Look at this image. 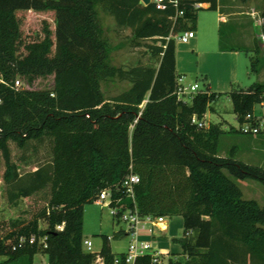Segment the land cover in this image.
I'll use <instances>...</instances> for the list:
<instances>
[{"label": "trees", "instance_id": "1", "mask_svg": "<svg viewBox=\"0 0 264 264\" xmlns=\"http://www.w3.org/2000/svg\"><path fill=\"white\" fill-rule=\"evenodd\" d=\"M194 4L217 11L218 0H178L177 7L167 4L162 11L141 0H0L2 180L11 203L37 194L44 200L32 219L13 223L12 231L0 237L2 264H22L23 259L32 264L36 255L45 256L46 264H93L94 255L83 248L84 206L129 173L139 177L134 193L141 217L179 216L183 233L194 232L173 240L186 256L183 264H264V207L244 200L238 186L247 180L264 186V171L236 160L235 147L229 156H219L221 138L239 131L217 124L199 129L191 123L193 116L203 121L215 93L199 92L190 105L175 95V38L195 31L203 9ZM100 11L134 39L151 41L146 48L158 59L157 67L112 66ZM177 11L182 16L176 17ZM20 12L52 13L54 27H43L40 39L24 42ZM260 16L264 42V8ZM219 37L222 43L226 39L222 29ZM238 50L252 53L256 74L261 64L256 41ZM49 77V89H30ZM15 79L27 87L15 88ZM109 80L130 87L105 99L100 85ZM227 97L241 123L264 103V83L232 89ZM10 144L21 152L17 162ZM44 145L48 162L21 175L20 166L33 162ZM124 204L130 207L131 201ZM30 236L46 237L47 247L37 242L18 246L20 238ZM114 256L108 237L102 236L104 264H112ZM135 264H150V259Z\"/></svg>", "mask_w": 264, "mask_h": 264}, {"label": "rangeland", "instance_id": "2", "mask_svg": "<svg viewBox=\"0 0 264 264\" xmlns=\"http://www.w3.org/2000/svg\"><path fill=\"white\" fill-rule=\"evenodd\" d=\"M261 15V14H259ZM20 21L22 39L24 42L38 40L42 36L43 27L53 29L54 16L52 13L34 14L31 12L18 13ZM211 17H214L211 10H199L197 13L196 33L190 31V40L184 44L176 40V79L183 78L185 85H195L199 91H206L208 83L213 82V91L217 98L210 104L203 122L206 127L210 124L220 125L225 130H239V123L233 113L232 103L227 97L232 89H247L255 83H264V62L260 55L261 64L256 74L251 71V52L240 51L238 56H230L226 49L223 52L218 50L216 35L209 36V26ZM260 18V17H259ZM99 24L103 30V36L109 44V62L117 68H131L135 66L157 67L158 59L149 54L146 45H150L149 40L134 39L129 29L117 28L114 20L109 15L99 12ZM257 40L262 46L261 40V21L256 17ZM197 35L198 45L193 48L191 42ZM257 44V43H256ZM258 46V44H257ZM259 47V46H258ZM23 88L27 85L20 81ZM52 85V77L39 79L33 83L30 89H49ZM130 87L128 82L118 80H109L100 85L101 92L105 99H111L126 91ZM188 105L191 99L186 96L183 98ZM257 115L264 113V108L260 105L254 107ZM235 147V158L247 165L259 167L264 171V136L248 137L241 134L228 133L223 136L219 143L218 154L221 157L229 156L231 149ZM11 158L17 162L21 152L10 144ZM39 163H34V161ZM49 160L48 147H40L34 161L28 165L22 164L19 173L25 175L36 169L37 164L42 165ZM5 162L0 154V237L12 231V224L16 222H28L32 219L43 206L44 200L42 194L34 195L20 201L11 203L8 201V187L2 180L5 170ZM230 177V176H229ZM239 188L244 200H254L258 205L264 207V186L259 182L247 180L239 182ZM169 231L167 234L168 242L165 247L152 239L141 236V240L152 241L154 246L160 250H166V246L176 245L171 238L181 239L183 236L182 218L179 216L167 218ZM41 228L45 227L44 222L39 223ZM122 223H117L109 214L108 208L99 206L95 201L86 204L83 211V238L92 241L94 248H101L102 236L109 238V245L112 253L125 252L131 238L126 235L115 237V233L125 230ZM115 237V238H114ZM163 243V242H161ZM179 246V245H178ZM177 249V248H176ZM170 253L166 250V253ZM172 264H183L185 258L177 257L172 254ZM5 258L0 257V264ZM171 263V262H170ZM22 264H27L23 259ZM32 264H46V257L42 255L34 256Z\"/></svg>", "mask_w": 264, "mask_h": 264}, {"label": "built area", "instance_id": "3", "mask_svg": "<svg viewBox=\"0 0 264 264\" xmlns=\"http://www.w3.org/2000/svg\"><path fill=\"white\" fill-rule=\"evenodd\" d=\"M150 4H153L157 10H165L167 4L174 5L177 7L178 0H149ZM195 1V0H190ZM142 5H144L141 2ZM201 4H194L195 9L201 8ZM182 16L181 11L176 12V17ZM190 31H186L178 36L176 40L181 41L186 44L190 40ZM261 39L263 37L261 35ZM0 83L5 84L0 78ZM21 86L20 80L15 79L14 87L19 88ZM199 87L195 85H185L183 78L176 79L175 82V95L178 100L184 102V97L188 96L191 100L193 97L198 94ZM264 108V103L260 105ZM192 124L197 125L199 129L205 128L203 121H198L195 116L192 117ZM239 133L243 136L248 137H257L264 136V114L257 115L255 113L248 114L244 117L243 121L239 123ZM139 183V177L133 173H129L118 185L115 187H110L102 190L95 202L103 207L109 209V214L114 221L117 223H122L126 228L122 232L123 235L129 236L131 238L125 252H120L115 254L112 264H135V262L140 258H149L150 264H171L173 260L172 253H166V250H160L157 246L153 245V242L141 240L140 233L147 231L148 233L153 234L155 229H159L162 232L167 231V218L158 217L153 218L150 216L141 217L137 211L135 205V193L134 187ZM120 193L119 197L114 198V194ZM124 200H130L131 206L124 204ZM63 226H57L56 231H62ZM194 235L193 231H187L183 233L182 237L188 238ZM109 239V238H108ZM38 243L43 249L47 247L46 237L36 239L35 236H30V238H20L18 241V246H22L25 243L30 245ZM84 250L94 255L95 260L93 264H104V260L100 257V249L96 250L92 241L83 240ZM16 246L12 248L15 250ZM181 257L186 259V256Z\"/></svg>", "mask_w": 264, "mask_h": 264}, {"label": "crops", "instance_id": "4", "mask_svg": "<svg viewBox=\"0 0 264 264\" xmlns=\"http://www.w3.org/2000/svg\"><path fill=\"white\" fill-rule=\"evenodd\" d=\"M201 8L209 10L208 5H202ZM263 8H264V0H218L217 11H213L214 17H211V24L209 26V31H208L209 36L216 35L218 50L220 52H223V48H226V50L229 51L227 52V54L235 57L240 54V51L238 50L239 47H243V48L253 47V41L257 40V35H258L256 32V24H255L256 17L261 21V16L259 14H261ZM221 29L223 35L226 38L223 43L220 41V37H219V30ZM194 32L196 33V29ZM256 43L259 46L261 56L264 62V46L258 43V41ZM197 45H198V40H197V35H195L193 41L191 42V46L195 48ZM175 74H176V70H175ZM213 89H214L213 82L210 81V83H208L207 85L206 90L209 91L210 93H214ZM168 231H169V225L167 222L166 232H162L159 229H155L153 234L145 231V232H141L140 235L144 236L147 239H152L155 242H159L160 240L167 239ZM175 239L176 238L174 237L171 238L172 241ZM165 242L167 243L168 241L167 240L160 241L159 244L165 247ZM166 250H169L170 253L175 254L177 257H180L181 248L180 246H178V244L176 245L171 244V246L167 245Z\"/></svg>", "mask_w": 264, "mask_h": 264}, {"label": "water", "instance_id": "5", "mask_svg": "<svg viewBox=\"0 0 264 264\" xmlns=\"http://www.w3.org/2000/svg\"><path fill=\"white\" fill-rule=\"evenodd\" d=\"M141 2H142L145 6L150 4V1H149V0H141Z\"/></svg>", "mask_w": 264, "mask_h": 264}]
</instances>
